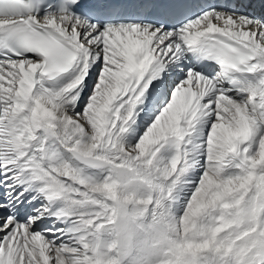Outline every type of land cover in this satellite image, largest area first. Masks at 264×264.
<instances>
[{
    "label": "snow or ice",
    "instance_id": "6c2138e0",
    "mask_svg": "<svg viewBox=\"0 0 264 264\" xmlns=\"http://www.w3.org/2000/svg\"><path fill=\"white\" fill-rule=\"evenodd\" d=\"M250 4L0 0V264H264Z\"/></svg>",
    "mask_w": 264,
    "mask_h": 264
}]
</instances>
